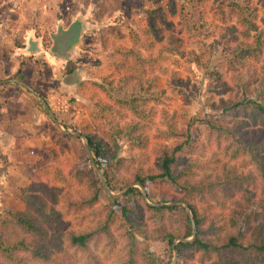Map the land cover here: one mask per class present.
Returning <instances> with one entry per match:
<instances>
[{"label": "trees", "instance_id": "1", "mask_svg": "<svg viewBox=\"0 0 264 264\" xmlns=\"http://www.w3.org/2000/svg\"><path fill=\"white\" fill-rule=\"evenodd\" d=\"M149 1L156 6L164 0ZM166 1L171 15L162 6L148 10L142 40L137 36L148 52L158 51L155 56L134 47L116 49L122 59L116 74L120 81L135 80L141 95L94 101L104 129L83 136L98 172L83 147L81 162L51 169L55 184L32 181L15 193L24 209L6 208L0 217V264H100L98 250L106 256L118 252V264H170L173 241L192 237L186 210L149 206L136 187L103 203L100 174L115 194L137 183L148 196L157 183L173 188L169 202L187 205L197 231L192 243L175 244V264H264V0L257 5L234 0L215 9L220 21L234 23L215 41L230 77L207 73L217 93L226 96L202 119L205 143L228 159L218 166L199 161L189 125L157 110L163 94L153 91L158 59L163 52L183 54L186 44L182 26L173 20L176 0ZM189 60L200 64L195 53ZM105 82L111 86L113 78ZM95 87L108 94L107 88ZM229 115L261 129L247 132L245 121L228 120ZM122 145L137 150V157L121 156Z\"/></svg>", "mask_w": 264, "mask_h": 264}, {"label": "rangeland", "instance_id": "2", "mask_svg": "<svg viewBox=\"0 0 264 264\" xmlns=\"http://www.w3.org/2000/svg\"><path fill=\"white\" fill-rule=\"evenodd\" d=\"M230 1L234 0L175 1L173 20L183 28L184 53H162L153 88V91L163 92L158 112L165 110L169 116L174 115L179 122L190 126L198 141L197 158L211 166L228 161L219 150L205 143L206 128L202 119L210 113L212 103L226 97L213 88L207 73L216 71L226 80L230 77L221 66L220 47L215 44L224 28L234 24L220 21L215 9L224 8ZM235 1L244 3L245 0ZM252 2L257 5V0ZM157 6L164 7L171 15L166 0L156 6L149 0H0V81L19 79L46 100L48 106L45 108L39 97L15 83L0 84V126L8 120L5 125L11 123L9 127L0 128V217L6 208L24 209L15 194L20 189L32 181L55 184L50 174L53 167L66 168L69 161L81 162L84 158L82 141L61 133L49 112L65 125L64 129L81 135L99 134L104 123L95 114L96 99L129 101L141 95L135 80L120 81V75L116 74V64L122 60L116 49L134 47L144 56L157 54V50L148 52L140 41L145 15ZM258 25L263 27L261 23ZM69 29L79 34L78 41L74 48L60 53L53 36ZM38 40L42 51L37 48ZM40 53L46 59L39 58ZM192 53L200 64L189 62ZM111 78L112 85H106L105 79ZM97 85L107 88L108 94L95 87ZM4 89H21L20 96L16 94L12 100ZM11 117H15L13 121ZM227 119H242L247 132L261 129L258 123L238 115H229ZM154 120L155 125L159 124L160 113ZM10 127L13 132L8 133ZM153 133L151 129L150 134ZM7 135L9 137L5 138ZM137 153L122 145L121 156L135 158ZM174 194L167 184L157 183L152 186L148 200L169 202ZM111 196L107 190H102L100 199L111 204ZM152 250L157 252V245H153ZM97 253L100 264L119 263L118 252H108V256L103 250Z\"/></svg>", "mask_w": 264, "mask_h": 264}, {"label": "water", "instance_id": "3", "mask_svg": "<svg viewBox=\"0 0 264 264\" xmlns=\"http://www.w3.org/2000/svg\"><path fill=\"white\" fill-rule=\"evenodd\" d=\"M78 38H79V34L72 30V29H69L67 31H59L57 33V35L53 36V40H54V43L57 47V50L58 52L60 53H65L66 50H69L77 41H78ZM8 82H14V83H17L19 84L20 86H22L24 89L32 92L33 94L35 95H38L36 91H34L31 87L27 86L26 84H24L22 81H20L19 79H12V80H6V81H0V84H5V83H8ZM45 107H47V105L44 103ZM50 117L54 123V125L56 126V128L61 132L63 133L64 135H71V136H75V137H78L81 141H82V144H83V147L86 151V154L88 156V158L90 159L91 161V165H92V168L94 170L95 173L98 172L97 170V167L92 159V155L90 153V150H89V144H88V140L86 139L85 136L81 135L79 132L75 131V130H67V129H64L63 126L61 125V123H59V121L55 118V116L50 112ZM100 177H101V182L102 184L104 185L105 189L107 190V192L112 195V197H121L124 193L128 192V190H130L131 188L133 187H136V188H139L143 194V199L144 201L146 202V204H148L149 206H153V207H162V206H173V205H181L185 210H186V213L188 214L189 218H190V221H191V225H192V237L189 238V239H185V240H177L175 239L173 241V248H174V257L173 259L171 260V263L170 264H175V262L177 261L179 255H178V252L176 251L175 249V244L177 243H192L196 237V226H195V223H194V219H193V215L191 213V211L189 210V208L187 207L186 204H182V203H178V201H174V202H150L148 200V194L146 192V189L140 185V184H134V185H131L129 187H127L124 191H122L121 193H114L111 188L108 186V184L106 183L105 179L103 176H101L100 174Z\"/></svg>", "mask_w": 264, "mask_h": 264}, {"label": "crops", "instance_id": "4", "mask_svg": "<svg viewBox=\"0 0 264 264\" xmlns=\"http://www.w3.org/2000/svg\"><path fill=\"white\" fill-rule=\"evenodd\" d=\"M37 42H38V46H37V45H35V46H37V48H38L40 51H42V50H43V49H42V46L39 47V40H38ZM40 55H41V56L38 55L39 58L46 59V57H45L43 54L40 53ZM12 74L15 75V73H13V72H12ZM8 80H9V79H8ZM1 81H6V80H1ZM8 83H14V82H8ZM8 83H7V84H8ZM5 84H6V83H5ZM15 84H17V83H15ZM17 85H19V84H17ZM19 86H20V85H19ZM6 87H8V86H6ZM6 87H5V88H6ZM21 87H22V86H21ZM9 88H10V87H9ZM22 88H23V87H22ZM23 90L25 91V89H23ZM19 91L21 92V89H19V90H18V89H10V90H8V91H7V89H4L5 94H6V92H9L8 94L10 95V97L12 98V100H14L15 97H17V96H20V95H19ZM11 93H12V94H11ZM16 94H17V96H16ZM11 118H12V119H11ZM11 118H10V119L13 121L15 117H11ZM11 120H10V122H11ZM8 121H9V120H8ZM8 121H7V122H8ZM7 122H6V123H7ZM6 123H5V124H6ZM5 124H4V125H5ZM10 124H11V123H10ZM10 124H9V125H10ZM4 125H3V126H0V128H3V129H4V128H6V127H9V125H5V126H4ZM10 126H11V125H10ZM14 127H15V126H14ZM10 132H13V131L11 130V127H10L8 133H10ZM15 136H16V134H15ZM7 137H9V135H7L5 138H7ZM7 142H8V141H7Z\"/></svg>", "mask_w": 264, "mask_h": 264}, {"label": "flooded vegetation", "instance_id": "5", "mask_svg": "<svg viewBox=\"0 0 264 264\" xmlns=\"http://www.w3.org/2000/svg\"><path fill=\"white\" fill-rule=\"evenodd\" d=\"M75 46H73V48H74ZM72 76V75H71ZM73 77V76H72ZM71 80V79H70ZM30 93V92H29ZM32 93V92H31ZM33 94V93H32ZM38 94V93H37ZM33 95H35V94H33ZM35 97H39V94L38 95H35ZM40 99H41V102H44V103H47V101L45 100V101H43V98H41V97H39ZM43 103V104H44ZM48 107V106H47ZM47 107H45V108H47ZM49 116H50V112H49ZM55 116V115H54ZM51 118V117H50ZM52 120V119H51ZM53 122V121H52Z\"/></svg>", "mask_w": 264, "mask_h": 264}, {"label": "clouds", "instance_id": "6", "mask_svg": "<svg viewBox=\"0 0 264 264\" xmlns=\"http://www.w3.org/2000/svg\"><path fill=\"white\" fill-rule=\"evenodd\" d=\"M26 90V89H25ZM28 91V90H27ZM30 92V91H29Z\"/></svg>", "mask_w": 264, "mask_h": 264}]
</instances>
